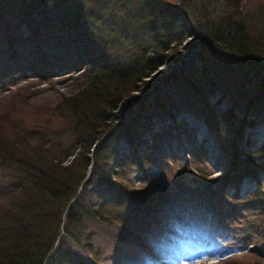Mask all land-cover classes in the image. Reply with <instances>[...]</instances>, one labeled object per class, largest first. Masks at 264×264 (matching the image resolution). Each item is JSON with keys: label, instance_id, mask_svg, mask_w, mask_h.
<instances>
[{"label": "rangeland", "instance_id": "obj_1", "mask_svg": "<svg viewBox=\"0 0 264 264\" xmlns=\"http://www.w3.org/2000/svg\"><path fill=\"white\" fill-rule=\"evenodd\" d=\"M115 1L119 2L118 7L121 12L114 14L112 19L111 16L109 20L103 19L102 16L106 14V10L107 13H113L112 5ZM143 1L148 4V8H151L146 15L154 20L160 21L162 19L161 12L168 7L178 13L175 24L184 23V30H180L183 38L181 37L179 43L176 44V40L173 38L175 35L170 34L167 29L161 32L160 37L172 39L171 42L170 40L168 42L173 45L171 50L164 52L165 61L175 54L181 55L180 60L175 63L171 61L163 63L154 72V75L156 74L160 79L156 87L162 88L160 103L157 100L156 104L155 100L150 98V87L144 90L136 88L137 90L132 92L134 96H138L134 102L135 107L131 110V116L135 118L131 130L134 140L129 142L121 137L114 139L112 143L114 160L113 157L111 159V163L113 160L114 164L110 165L114 170L113 175L110 176L111 180L114 179V183H120L124 188L118 185L119 190L116 192L114 185L104 184L94 173L83 179L75 196L78 200L75 198L77 209L89 212L88 217L82 223L83 229L79 233V228L73 226L72 220L66 219L68 216L73 217L72 214L76 213V208L73 206L70 209L71 214L61 216L58 238L45 252L44 258L50 259L51 255L58 258L61 252L60 258L70 257L73 258L72 262L79 261L78 256L70 252L72 250L80 257H84L89 264H137L134 262L136 259L150 264H176L175 260L178 257L189 256L200 251L199 256H195L189 264H264V254L260 252L264 245L261 236L264 231V211L260 210L258 200H253L251 196L255 190V183L257 187L259 186L260 193L264 191V157L259 155L258 150L260 146L264 145V0H245L244 2L241 0H86L84 3L82 2V5L85 9L88 8L92 14L91 17H80L79 21H76L74 28L77 34L73 36V42L69 38L72 46L86 44L89 47L92 46L89 49L91 51L89 56H93V53L95 55L103 53L110 56L112 60H116L117 56H121V54L117 55V48L112 43V38L121 35V30L118 27L114 30L112 27L115 24L125 26L123 15H132L130 14L132 6H137ZM96 6L98 7L94 13ZM220 13L222 22H225L226 14H234L237 22H240L239 26H243L249 33L248 38L243 39L241 43L232 44V49H229V45L222 44L216 49L211 48L210 50L208 46L203 48L201 44L192 42L195 34L193 29L201 22L205 23L204 20H215V17ZM120 16H122V20ZM128 20L130 22L128 26L137 23L139 25L143 16L138 15ZM112 23L115 24L112 25ZM161 23L165 22H159V24ZM195 29L197 30V28ZM112 30L115 35L111 32ZM24 31V27H21L23 34ZM55 34L62 37V30L57 29ZM221 36L225 37L223 31ZM39 39L46 42V33H40ZM62 42H68V38L66 37ZM20 50V46H18L12 55L18 60L21 58ZM137 50L133 49L131 53H135ZM144 51L147 54L145 47ZM200 56H203L204 61H201ZM212 57H215V60ZM125 58L128 57L122 59ZM193 58H196L192 61L196 67L194 71L183 63L185 60ZM123 62L126 61L123 60ZM181 66L184 72L190 73V81L194 86L203 90L204 93L212 82L211 79L210 81L207 79V76H214L216 88L212 92L209 91L208 103L203 98L193 96L186 98L180 95L182 92L184 94L188 92L184 89L185 86L178 79L167 78L176 72L175 75H177ZM203 67H206V71L199 73ZM15 68L19 70L15 69L11 73H5L0 80V130L3 129L0 136L4 134L9 138L23 133L29 126L48 117L52 112V107L58 101L59 95H72L79 89L78 87L87 83L86 80L82 84L79 80L72 79L73 76L80 73V70L57 73L41 79L40 77H30L27 70L20 69L21 65ZM10 70L12 69L10 68ZM128 80L127 78L120 80L118 88L123 86L129 88L131 83ZM97 82L105 89H111L113 85L107 80ZM101 82L108 84L103 86ZM163 91L169 92L165 95ZM141 100L143 103L138 106V102ZM148 103L149 105H147ZM170 106H174V111L170 112ZM186 106L189 108L186 109ZM165 108L166 111H164ZM226 111H230L232 116H235L233 117L235 121L233 126H227L224 124V120L220 124V113ZM139 119L144 120L138 123ZM247 120H251L250 128L243 127ZM239 135L243 136L242 139H250V149L244 157H254L253 161L259 160L260 164H255V167H252L256 172L257 181H253L252 176L245 177L242 182L240 180L238 189L233 192L234 198L232 199H235L239 204H235L236 209L231 214V218L225 219V216L230 213L227 211L226 215L223 214L224 219L222 220V212L219 213V216L217 207L214 205H208L209 214L205 212L201 214L196 211L198 209L189 208H183L176 213L178 220L185 225H195L208 231L214 238L215 231L219 230L220 233L226 234V229H228V237L224 238V242H221L220 251H224L225 254L220 259L223 260L219 261L218 259L217 262V259L213 258L216 254L214 255L212 252L217 248L211 247V239L206 243H199V240L195 238L192 245L178 238L172 240L167 236L169 230L175 226L171 219L163 228L162 232L165 235L154 234L151 237L152 249L146 252L154 255L153 261H148V254L140 251L138 253L131 252L125 245H122L121 240H118L122 234L123 223L119 221L118 216L122 212V208L119 206L120 204L111 203L112 200H115V196L120 195L123 189L140 190L151 180L167 184L182 179L189 184L193 180L203 181L206 178H218L222 176L221 174H228V171L236 175L242 168L241 166L250 165L248 162L241 164L238 159L235 162L234 152L237 151L235 142H243L239 139ZM34 137L32 140L37 141L38 136ZM236 137L238 139H235ZM37 142L43 144L44 141ZM193 143L191 152L189 148ZM124 156H129V159L127 162L122 161L121 163ZM89 161L92 160L89 159ZM252 163L254 164V162ZM89 166L88 169H90ZM73 168L77 171V164H74ZM5 184L7 187L0 180V227L9 220V216L14 217L17 214V207H19H16V199L8 201L7 191L10 187L8 182L5 181ZM226 188L228 187L226 186ZM230 189L223 190V192L226 191V194L230 196ZM242 203L246 206H243ZM94 204H99L101 207L94 210L92 209ZM195 214L198 216L195 217ZM113 226L117 227L112 229ZM198 228L194 229L195 232L199 230ZM30 229L32 230V228ZM166 236V243L163 244ZM60 243L62 246L59 247ZM161 250L164 254L168 252L167 256H160ZM44 258L41 257L40 261H43ZM76 261L74 262L76 263ZM182 261L184 263V260ZM43 262L40 264H45Z\"/></svg>", "mask_w": 264, "mask_h": 264}, {"label": "trees", "instance_id": "obj_2", "mask_svg": "<svg viewBox=\"0 0 264 264\" xmlns=\"http://www.w3.org/2000/svg\"><path fill=\"white\" fill-rule=\"evenodd\" d=\"M84 1L86 0H0V80L5 73H11L17 69L15 67L21 65L20 69L27 70L30 77L44 79L53 74L80 70V73L72 79L79 80L82 84L85 80L87 81L72 95H59L58 101L52 107V112L44 120L37 121L35 125L29 126L23 133L13 138L4 134L0 136V180L5 187H7L5 181L9 183L8 201L16 199V207L19 206L17 214L14 217L9 216V220L0 227V264H40L43 261L45 264H89L84 257H80L72 250L70 252L79 258V261L74 260L76 263L74 261L73 263V258L70 257L60 258L61 252L58 258L51 255L50 259H46L44 255L58 238L61 216L71 214L70 209L73 206L76 208V213L72 214L73 217L68 216L66 219L72 220L73 226L79 228V233L83 229L82 223L88 217L89 212L77 209L75 196L89 164L88 176L94 173L104 184L114 185L116 192L119 190L118 185L122 187L120 183L116 184L114 179L110 178L114 173L113 167L110 166L114 164L112 143L116 137L127 139L129 142L134 140L131 130L135 118H132L131 110L134 109V102L138 96H134L132 92L138 88L144 90L150 87V98L155 100V103L157 100L160 103L162 88L156 87L160 79L156 74L154 75V72L163 63L170 61L175 63L177 60L179 62L181 57L175 54L165 61L164 52L171 50L173 45L168 42L172 39L160 37L161 32L167 29L170 34L175 35L173 38L176 44L179 43L181 37L183 38L180 30H184V23L175 24L178 13L168 7L161 12L160 21L154 20L146 15L151 8L147 7L148 4L145 1L132 6L131 12L129 11L132 15H123L125 26L112 23V25L115 24L112 27L114 30L117 27L121 30V35L112 38V43L117 48L116 53L121 56L116 55V60H112L110 56L103 53H97V56L93 53V56H89L91 52L89 49L92 46L89 47L86 44L72 46L70 42V40L74 41L73 36L77 34L74 28L76 21H79L80 17H91V11L82 5ZM118 5H120L119 2L115 1L112 5L113 13H107L106 10L102 18L109 20L110 16L112 19L114 14L121 12ZM98 6L94 8V13ZM138 15L143 16L141 24L128 26L130 23L128 19ZM120 19L122 20V16ZM220 19L221 13L215 17V20H204L205 23L201 22L197 27L194 26L197 30L193 29L195 34L193 33L192 42L201 44L203 48L208 46L210 50L222 44H227L229 49H232V44L241 43L243 39L248 38L249 33L243 26H239L240 22H237L234 14H226L225 22ZM159 22L169 24H159ZM21 27H24V34L21 32ZM57 29L62 30V37L55 34ZM222 31L225 37L221 36ZM44 32L46 42L39 39L40 33ZM111 32L114 33L113 30ZM110 35L112 37L111 33ZM66 37L68 42H62ZM18 46L21 49L19 60L12 56ZM144 47L147 54H145ZM133 49L138 50L131 53ZM123 57L128 58L122 59ZM212 58L215 60V57ZM195 59H188L183 63L194 71L196 67L192 61ZM200 59L204 61L203 56H200ZM180 70L177 75H175L176 72L171 77L170 75L167 77L180 80L185 86L184 89L190 92L186 94L182 92L180 95L209 101V91L212 92L216 88L214 76H207V79L209 81L211 79L212 82L204 93L190 81L188 71L184 72L182 66ZM204 71L206 67L200 69L199 73ZM125 78L129 79L131 86L118 88L120 80ZM101 80L111 82L113 84L111 89L98 85L97 81ZM101 84L107 85L102 82ZM168 92L163 91L165 95ZM141 103H143L142 100L138 102V106H141L139 105ZM169 110L174 111V106H170ZM233 117L235 116H232L230 111L220 113V124L224 120V124L233 126L235 124ZM143 120L139 119L138 123ZM251 126V120L245 121L243 125L246 128ZM0 132H3V129ZM34 136H38L37 141L43 140V144L32 140ZM242 137L239 135V139L243 142H235L237 151L234 152V159L235 162L238 159L241 164L248 162L250 165L241 166L242 168L236 175L228 171V174H221L222 176L218 178L193 180L189 184L182 179L167 184L151 180L140 190L123 189L120 195L115 196V200L111 203L120 204L122 208V212L118 214L119 221L123 223L122 234L118 238L122 245H125L131 252L140 251L148 254L147 257L154 258V255L146 252L152 249L151 237L154 234L165 235L162 231L170 219L180 226L183 222L178 220L176 213L183 208L198 209L196 211L201 214L202 212L209 214L208 205H214L217 207L218 214L222 212L223 218L221 219L223 220V214H227L223 203L226 198L223 193L226 184L229 183L236 187L243 177L252 176L256 179V172L252 167L260 164L259 160L253 161L254 157H244L250 149V139H242ZM193 146L194 143L190 147L191 152ZM258 150L259 155L264 157V145ZM128 159L129 156H124L121 163L122 161L127 162ZM74 164L78 166L77 171L73 168ZM230 175L232 177H229ZM259 189L258 186L251 196L253 200H258L260 210L264 211V191L260 193ZM147 190L149 192L146 193ZM99 204H94L92 209L101 207ZM231 214L232 212L225 216V219L231 218ZM196 216L198 214H195ZM115 227L117 226H113L112 229ZM174 230L175 227L170 229L167 236L172 237ZM167 236L164 237L163 242L166 241ZM261 236L264 240V231ZM60 246H62L61 243ZM260 252L264 254V245ZM162 254L161 250L159 255L162 256ZM41 257L44 258L43 261H40Z\"/></svg>", "mask_w": 264, "mask_h": 264}, {"label": "flooded vegetation", "instance_id": "obj_3", "mask_svg": "<svg viewBox=\"0 0 264 264\" xmlns=\"http://www.w3.org/2000/svg\"><path fill=\"white\" fill-rule=\"evenodd\" d=\"M236 1H238V0H236ZM241 1L244 2L245 0H241ZM241 1H240V2H241ZM221 17H222V16H221Z\"/></svg>", "mask_w": 264, "mask_h": 264}]
</instances>
